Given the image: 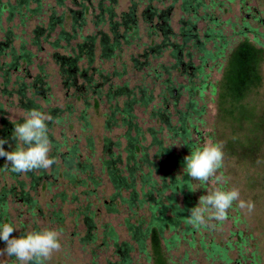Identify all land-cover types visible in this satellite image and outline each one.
I'll return each instance as SVG.
<instances>
[{
  "label": "rangeland",
  "instance_id": "rangeland-1",
  "mask_svg": "<svg viewBox=\"0 0 264 264\" xmlns=\"http://www.w3.org/2000/svg\"><path fill=\"white\" fill-rule=\"evenodd\" d=\"M2 2L9 3V5L17 3L16 0H2ZM99 2L100 0H90L88 4L84 3L85 7L89 6V10L83 14L80 0H62L61 4L58 0H42L40 14L32 19H29L28 15L27 18H23V22L19 16H13L9 20L7 12L1 18L0 43L4 42L5 35L9 32L15 39L11 47L17 51L21 43H25V48L34 57L31 65L24 67L20 63L21 67L18 70L10 71V83L6 87L0 78V128H2V120L9 123L24 121L30 111L24 107V102L20 103L19 96L15 93L17 78L20 77L22 82L30 85L36 75H45L48 91L44 93V96L48 101L46 102L41 96H32L34 91H28L26 99H32L34 104L41 106L42 110L39 111L45 114L49 115L50 109L59 110L56 114L61 121L58 123L51 120L53 137L61 142L66 140L68 144L77 142L81 151V159L84 160L85 157L91 159L95 176L100 181V186L91 190V185L87 184L82 187L71 184L61 175L53 179L49 168L46 170L49 176L44 180L47 182L41 181L35 190H31V179L26 177V173H20L16 179H13L10 165L6 163V160H0V190L14 189V193L10 194L6 201L8 223L16 229L13 235L19 233L26 235L29 232H39L45 229L59 231L61 250L54 252L45 264H112L118 262L119 258L114 254L112 242L108 239L107 241L103 235L105 225L115 230L120 243L126 241L136 247V244L130 240L124 224L125 219L129 217L124 207L119 208L116 214L107 211L106 204L110 202L113 187L106 173L101 170V161L108 155L104 151V139L108 138L112 143L119 141L122 148L125 143L122 139L124 129L114 125L113 122L107 124L110 115L109 108L115 103L113 101L109 104L105 93L109 88L117 89L126 85V91L133 93L136 98V104L132 105L133 114L136 117V123L146 133V146L150 145L151 140L146 131L154 129L158 133L157 137L165 146L172 148L173 153H180L183 148L179 139L173 140L172 135L168 134L167 122L172 127L178 126L177 111L185 112L186 103H194L197 111L202 110L201 115L194 113V116L190 117V122L187 123H191L192 140L198 148H202L208 142L222 145L223 165L216 174L222 173L227 178V183H214V178H210L207 183L193 180L196 206L201 196L211 194L217 188L225 191L238 189L240 200L251 201L255 205L254 210L249 213L246 209L238 207L239 201H234L233 206L228 209L226 220L223 222L212 220L209 223L214 226L199 227L196 234V246L190 247L189 240L181 242L168 254V264H213L199 249L198 243L201 238L223 245L231 244L234 247L230 251L232 264H264V123L259 127L260 130L255 131L254 125L245 118H242L240 122L224 119L218 102L219 86L227 56L237 44L247 39L262 49L263 62L260 67L262 84L249 95L246 107L251 110L254 122L264 119V0H202L203 6L198 9L195 18L181 10V0H153L151 2L148 0H117L114 5L105 1L101 6ZM109 7L112 9V16L106 11ZM132 7H135V19L137 20L136 36L128 39V43L119 39V46L112 57L109 60L101 59V49L98 46L101 38L105 35L111 42L113 40L111 24L121 22L122 15L129 13ZM30 8L34 9L35 5L31 4ZM148 8L157 14L164 11L167 15L166 22L155 17L146 19L144 12ZM72 13H78L77 21H74ZM53 14L56 17L61 15L64 17V28L70 34H72L73 22L77 23V27L80 22L85 23L81 29L78 27L75 39H72L69 44L62 42L59 43L58 49H53L51 43L60 31L56 28L47 38V32L44 31L38 38L40 46L36 47L32 44L35 38L34 30L37 27L47 29L49 18ZM82 17L84 19L79 20ZM211 18L219 24L218 29L227 47L222 58H209L206 63L202 64L204 68L202 78L193 79L190 76L191 71L185 67L188 61L191 67L201 64L202 55L191 47L187 46L185 51L183 50L184 55L180 57L181 69L171 67L177 62L170 55L173 50L171 45L162 47L161 55L156 57H153L152 52L148 50L153 44H183L180 32L189 19L196 21L194 31H197L201 37L208 27H213L210 22ZM165 24L169 28L170 36H164ZM249 29L253 32H249ZM124 31L125 27H118L119 34L122 35ZM166 33L168 34L167 31ZM87 36L94 38V46L96 45L93 62L89 64L87 59L79 61L77 63L79 75L74 78L76 86L74 89L67 88L64 77L59 74V66L52 55L58 54L61 57L71 54L74 56V52L78 53L77 44L82 42V37ZM72 49H75L74 52ZM207 50H210L213 55L216 54V50L210 44L207 45ZM0 52L2 53L1 49ZM8 52L9 49L6 48L3 56H0V66L9 61ZM145 52H147L146 58L143 57ZM188 53L191 56L190 59L186 56ZM134 59L142 65L139 69L136 68ZM40 67L43 72L39 71ZM164 67L166 69H163ZM82 74L90 76L92 83L97 84L98 89H102L101 98L94 97L91 92H85L83 87H86L87 83ZM165 82L171 88L172 94L163 92ZM202 85L206 86L202 91H190L192 86L200 88ZM4 90L6 91L3 94ZM142 91L152 95L153 99L148 105H142L139 101ZM79 92L84 94L79 97ZM95 100L98 106L95 105ZM125 100V97H121L115 102L118 106H122ZM83 114L88 126L80 119ZM255 136L258 137L259 144L258 147L251 149L252 145L249 144L248 138L253 141ZM88 139L92 140V151L88 148ZM111 148L114 154L121 151L114 146ZM155 151L151 148L150 156H153ZM54 164L59 166L60 173L63 172L64 168L59 161ZM33 173L37 174V171ZM78 179H85V176H80ZM20 181L25 183L24 190H21L18 185ZM23 192L27 193L26 197L22 196ZM59 195L64 197H59ZM33 202H36L34 207H32ZM146 210L145 205L138 212L137 218L148 217ZM55 212L61 214L62 221L54 217ZM88 216H91L93 220L91 229L85 222V217ZM239 235L244 240L241 248H238ZM169 236L166 234V237ZM3 248L0 243V249ZM131 258L134 264H153L148 261L145 254H139L138 250L131 254ZM15 263L19 264L17 260L6 254H0V264ZM215 264L221 263L216 262Z\"/></svg>",
  "mask_w": 264,
  "mask_h": 264
},
{
  "label": "trees",
  "instance_id": "trees-1",
  "mask_svg": "<svg viewBox=\"0 0 264 264\" xmlns=\"http://www.w3.org/2000/svg\"><path fill=\"white\" fill-rule=\"evenodd\" d=\"M15 5H9V3H3L0 0V21L3 15L7 12L9 14V20L13 16H19L21 22L23 18L32 19L38 16L42 10V0H16ZM90 0H80L81 7L83 8V14H86L89 10V6L85 7L84 3H89ZM108 1L111 5H114L117 0H100L99 5L101 6L103 2ZM153 0H148L151 2ZM157 1V0H156ZM62 0H58L61 4ZM34 4L35 8H30V5ZM202 0H181V10L186 14H189L192 18L197 17L198 9L202 8ZM135 7H132L129 13L122 15L121 22L111 24V33L113 34V40L110 42L109 38L105 35L101 38L99 45L101 49V59L109 60L113 53L117 50L119 46V39L124 40L128 43V39H133L136 36V25L137 20L135 19ZM108 14L112 16V9L109 7L107 10ZM161 11V14L154 13L153 11L145 12L144 16L152 19H161L163 22L167 20V15ZM77 14L72 13L74 21H77ZM84 18L79 20H83ZM205 18H202V20ZM64 17L61 15L56 17L50 16L47 29L37 27L34 30L35 38L33 40V45L36 47L40 46L38 40L39 36L43 34L44 31L47 32L46 38L51 36L56 28L60 31L56 36L54 42L51 43L53 49H58L59 43L69 44L72 39H75L76 31L78 27L81 29L85 22H80L78 27L77 23L73 22L72 34L64 28ZM210 22L213 27H208L200 37L195 30L196 21L191 19L187 20L185 27H182L180 35H182L181 45L177 44H153L148 50L152 52L156 57L161 55L162 47H168L171 45L173 50L171 56H173L177 62L172 65V68L182 67V62L180 57L185 51L186 47H191L201 56L200 66L191 67L190 61L185 64V67L191 71V77L199 79L203 75V65L206 63L207 59L222 58L225 53V48L227 44H224V37L221 31L218 29L219 24L214 22L211 18ZM166 31L168 34L164 33V36L169 35V28L165 24ZM188 28L186 29V27ZM247 28V25H245ZM118 27H125V31L122 35L119 34ZM157 29L156 26L154 28ZM164 32V30H162ZM152 32V30H150ZM249 32H253L249 29ZM170 36V35H169ZM82 42L77 44L78 53L74 52L72 56L68 54L67 56H58V54H53L52 58L58 64L59 74L64 77V83L67 88H75V77L79 75L77 63L83 59H87V62L91 64L93 62L94 53V38L92 37H82ZM15 40L11 33L5 35L3 43H0V56H3V51L8 48L9 61L0 66L1 76L3 80V85L6 87L10 83V71L13 69H19L20 63L24 67L32 64L33 55L25 48V43H21L20 49L17 51L14 47H11L12 41ZM190 43V46H189ZM188 44V45H187ZM212 45V48L216 50V54L210 50H207V45ZM66 48V46H65ZM4 49V50H2ZM147 52L143 56L146 58ZM190 59V54H186ZM136 68L142 66L137 60H133ZM263 62V51L257 45L253 44L249 40H243L237 44L232 51L229 53L226 59V65L223 70L222 78L219 86L218 102L221 111L224 114V119H232L235 122H240L242 118H245L248 122L254 125V130H260L263 121L254 122L253 116L251 115V110L246 107V100L249 95L260 88L262 84V77L260 73V67ZM21 64V65H22ZM185 68V69H186ZM163 69H166L165 67ZM40 72L43 69L40 67ZM156 73V72H155ZM83 75V74H82ZM191 78V79H192ZM202 78V77H201ZM45 75H36L32 80L30 85L22 82L21 78H17L15 93L19 96L20 103L24 102V107L28 110L36 109L42 110L41 106L34 104L32 99H26V94L28 91L32 92V96H41L46 102V96L44 93L48 91V86L45 81ZM83 79L86 81L87 86L83 87L85 92H91V95L97 98H101V90L97 88V84L92 83V78L83 75ZM21 81V82H20ZM193 83V81H190ZM167 82L164 83L165 88L163 92L166 94H172L171 88L167 86ZM181 87V86H180ZM206 86L202 85L200 88H195L192 86L190 91H202ZM82 88V87H81ZM6 90L2 91L3 94ZM8 93V92H7ZM80 93V92H79ZM84 93L78 94L81 97ZM133 93L126 91V85L120 88L107 90L105 97L107 102L111 104L113 101V107L109 108L110 115L107 120L113 122L114 125H118L124 129L122 134V139L125 141L122 148V144L119 141L112 143L110 139H104V151L108 154L106 158L101 161V170L106 173V177L113 187V194L110 196V202H107L106 208L109 213H118L119 208L124 207L128 212L129 217L124 221L125 227L127 229L130 240H132L136 247H134L130 242H119V237L115 230L110 226H104V237L112 242L114 247V254L118 256V262L112 264H134L131 258V254L138 250L139 254H145L148 261L153 264H168V254L174 250L183 241L189 240V246H196V234L199 228L193 227L188 223L190 216V210L195 205V197L193 190V179H191L184 167L186 156L191 154V151L195 150L197 147L196 143L192 140V133L190 117L202 114L201 111L196 110V105L194 103L185 104V112L177 111L179 114L178 126L172 127L167 122V131L169 135H172V139H179L182 146L180 153H173L172 148L167 147L163 144L162 140L157 137L158 133L154 129H148L146 132L150 136V145L146 146L145 132L136 123V117L133 114L132 105L136 104V98ZM141 99L139 100L142 105H148L152 101V95L150 93L146 94V91H142ZM125 97V102L122 106H118L115 101L118 98ZM27 101V102H26ZM166 101V99L164 100ZM139 102V103H140ZM95 105L98 106V102L95 100ZM176 106V105H174ZM166 109V104H165ZM187 110V111H186ZM58 109H50L49 115L52 120L60 122L61 119L57 116L56 112ZM85 114V112H84ZM81 116V120L86 122L85 115ZM162 115L160 114V117ZM23 121L9 123L6 120H2V128H0V139H6L8 142L4 145L6 151L16 150L18 143L12 138V133L14 131L15 125L22 123ZM48 125V136L52 142V149L49 153V158H54L55 161H59L60 165L63 166V172H59V166L53 164L50 167L49 173L53 176V179H57L59 175L68 179L71 184H76L82 187L85 185H91V190L97 189L100 186V181L95 176L94 167L91 164V159L85 157L84 160L81 159V151L77 142L75 144H68L66 140L59 141L53 137L51 133L53 129V122L46 121ZM259 123V124H258ZM106 124V125H107ZM84 127V126H83ZM108 127V125L106 126ZM255 134V133H254ZM249 144L252 148L258 147V137L255 136L252 139L248 138ZM88 148L90 151L93 150L92 140L88 139ZM238 144V142H236ZM111 146L116 149H121L117 154L112 152ZM232 146V145H231ZM251 147V146H250ZM154 148L156 151L153 156H150V149ZM1 161H5V158L0 157ZM157 160V162L155 161ZM1 165V164H0ZM4 171V168H1ZM33 171H37L34 174ZM26 173V177L30 180L31 190L39 185V182L47 179L49 174L44 169L33 170ZM11 178L16 179L19 174L14 173L10 170ZM80 176H85V179H78ZM21 190H24L25 183L18 182ZM14 193V189L10 188L6 190L5 188L0 190V225L9 222V215L7 213V199L10 194ZM22 196L26 197L27 193L23 192ZM59 197H64L59 195ZM36 202L32 203L34 207ZM147 206L146 212L148 217L137 218L138 212ZM93 215V213H92ZM54 217L62 221V216L59 212L54 213ZM86 225L91 229L93 227V220L91 216L85 217ZM169 234V237H166ZM13 235V234H12ZM24 235L23 233L15 234L14 237H19ZM107 240V241H108ZM84 241V240H83ZM1 245L5 247V242L0 241ZM244 244V240L239 235L238 248H241ZM199 249L203 252L206 259L210 263L215 264L216 262L221 264H232V259L230 258V251L234 249L231 244H219L214 241H205L204 239H199ZM16 260L15 257H11ZM17 264V263H15ZM111 264V263H109Z\"/></svg>",
  "mask_w": 264,
  "mask_h": 264
},
{
  "label": "clouds",
  "instance_id": "clouds-1",
  "mask_svg": "<svg viewBox=\"0 0 264 264\" xmlns=\"http://www.w3.org/2000/svg\"><path fill=\"white\" fill-rule=\"evenodd\" d=\"M52 117L39 110L28 111L22 123L15 125L12 138L18 143L13 151H6V139H0V157L5 158L14 173H27L33 170L49 169L56 161L49 158L52 142L48 136V125ZM224 153L222 145L208 142L202 148L191 151L184 158L187 175L201 183H207L214 178V183L226 184L227 178L217 170L223 165ZM238 189L221 190L217 188L208 195L199 198L198 206L190 210L188 223L193 227H208L210 221L223 222L227 219L228 209L234 201H239L238 207L246 209L249 213L254 210V203L239 199ZM16 229L9 223L0 225V241L5 242V247L0 249V254L15 257L19 264H45L54 252L61 250V233L54 229H45L39 232H29L26 235L14 237Z\"/></svg>",
  "mask_w": 264,
  "mask_h": 264
},
{
  "label": "flooded vegetation",
  "instance_id": "flooded-vegetation-1",
  "mask_svg": "<svg viewBox=\"0 0 264 264\" xmlns=\"http://www.w3.org/2000/svg\"><path fill=\"white\" fill-rule=\"evenodd\" d=\"M146 11H147V12H150L151 10H150V8H148ZM146 11H145V12H146ZM145 12H144V13H145ZM154 13H155V12H154Z\"/></svg>",
  "mask_w": 264,
  "mask_h": 264
}]
</instances>
